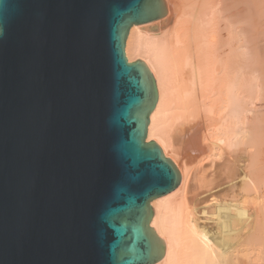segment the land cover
Returning <instances> with one entry per match:
<instances>
[{"label": "water", "instance_id": "95a60500", "mask_svg": "<svg viewBox=\"0 0 264 264\" xmlns=\"http://www.w3.org/2000/svg\"><path fill=\"white\" fill-rule=\"evenodd\" d=\"M163 0H0V264H153L151 199L180 181L145 142L156 87L128 63Z\"/></svg>", "mask_w": 264, "mask_h": 264}, {"label": "bare ground", "instance_id": "6f19581e", "mask_svg": "<svg viewBox=\"0 0 264 264\" xmlns=\"http://www.w3.org/2000/svg\"><path fill=\"white\" fill-rule=\"evenodd\" d=\"M163 1L124 42L156 87L145 142L180 174L148 202L153 264H264V0Z\"/></svg>", "mask_w": 264, "mask_h": 264}, {"label": "rangeland", "instance_id": "374dc122", "mask_svg": "<svg viewBox=\"0 0 264 264\" xmlns=\"http://www.w3.org/2000/svg\"><path fill=\"white\" fill-rule=\"evenodd\" d=\"M128 62V61H127ZM133 62H135V61H133ZM129 63V62H128ZM210 222H207V224H209Z\"/></svg>", "mask_w": 264, "mask_h": 264}]
</instances>
